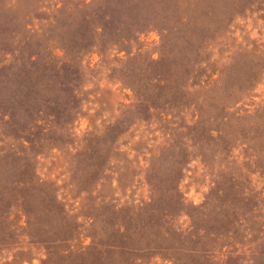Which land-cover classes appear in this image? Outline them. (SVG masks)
<instances>
[{
	"label": "rangeland",
	"instance_id": "rangeland-1",
	"mask_svg": "<svg viewBox=\"0 0 264 264\" xmlns=\"http://www.w3.org/2000/svg\"><path fill=\"white\" fill-rule=\"evenodd\" d=\"M0 264H264V0H0Z\"/></svg>",
	"mask_w": 264,
	"mask_h": 264
}]
</instances>
